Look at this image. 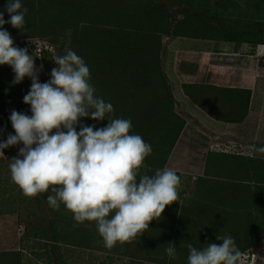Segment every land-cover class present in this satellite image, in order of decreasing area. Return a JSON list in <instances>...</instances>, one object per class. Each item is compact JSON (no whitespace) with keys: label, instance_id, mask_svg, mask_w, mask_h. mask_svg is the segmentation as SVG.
I'll list each match as a JSON object with an SVG mask.
<instances>
[{"label":"trees","instance_id":"trees-1","mask_svg":"<svg viewBox=\"0 0 264 264\" xmlns=\"http://www.w3.org/2000/svg\"><path fill=\"white\" fill-rule=\"evenodd\" d=\"M8 0H0V12ZM27 8L22 30L5 23L3 29L18 38L34 36L59 46L57 56L73 50L90 70L94 95L113 105L102 121L81 118V124L107 125V119L132 123L152 147L141 174L152 176L166 160L185 124L175 110L171 86L162 68L163 37H192L251 46L264 44V0H21ZM14 46L17 43L14 41ZM20 48V47H19ZM52 52L43 51L42 57ZM15 73L0 65V139L4 120L23 108L30 89L26 81L13 83ZM182 92L216 121L241 122L248 111L249 88H230L202 82H181ZM22 103V104H21ZM77 131L80 126L77 125ZM139 178V177H138ZM64 214V213H63ZM56 211L36 232L45 255L54 259L58 245L98 249L95 222L72 225L73 214ZM234 238L239 254L264 238V158L228 151H207L203 173L185 197L165 207L131 241L132 250L150 264H187L188 244L203 249L221 243L218 236ZM47 246V243H49ZM131 242L123 243L127 249ZM173 243L177 259L165 252ZM263 254L253 264H264ZM56 260L59 256L55 257ZM0 264H22L19 250L0 251ZM132 264L139 262L132 261ZM238 264V260H237Z\"/></svg>","mask_w":264,"mask_h":264},{"label":"clouds","instance_id":"clouds-1","mask_svg":"<svg viewBox=\"0 0 264 264\" xmlns=\"http://www.w3.org/2000/svg\"><path fill=\"white\" fill-rule=\"evenodd\" d=\"M5 10L10 18L6 21L0 12V65L12 68L14 84L31 79L23 97L31 115L13 110L9 119L15 134L0 141V157L3 149L23 145L11 159V180L25 197L51 193L47 202L53 210L63 204L77 222H95L106 248L135 240L166 206L178 201L180 176L168 168L152 176L141 174L152 147L140 135L129 134V119H107L100 128L81 124L83 117L102 121L114 111L111 103L94 95L84 59L68 50L54 59L51 79L39 82L43 65L37 68L34 56L27 48L14 46L3 29L10 23L22 30L28 10L21 0H8ZM255 150L264 153V147ZM217 239L221 243L203 249L188 244L187 264H237L240 254L234 238ZM165 252L170 260L177 259L173 243Z\"/></svg>","mask_w":264,"mask_h":264},{"label":"crops","instance_id":"crops-1","mask_svg":"<svg viewBox=\"0 0 264 264\" xmlns=\"http://www.w3.org/2000/svg\"><path fill=\"white\" fill-rule=\"evenodd\" d=\"M163 43L162 68L171 86L175 110L185 120L177 140L191 132L199 139L195 140L193 150L202 153L193 163L187 162L186 167L196 168L194 171L201 175L207 151L241 149L242 155L264 157V153L255 150L264 147V63L258 57L264 53V44L251 46L182 36L164 37ZM184 81L249 88L245 118L239 123L212 119L182 92L181 82ZM220 140L227 142L223 145L227 150L218 148ZM258 250L264 256V238L258 242Z\"/></svg>","mask_w":264,"mask_h":264},{"label":"rangeland","instance_id":"rangeland-1","mask_svg":"<svg viewBox=\"0 0 264 264\" xmlns=\"http://www.w3.org/2000/svg\"><path fill=\"white\" fill-rule=\"evenodd\" d=\"M11 37L18 45L19 38ZM27 38L43 40L52 46L50 51L52 52L51 57L34 56L37 68L43 65V70L39 72V82H47L51 79V70L56 67L54 59L57 57L59 46L49 43L47 39H40L34 36H28ZM18 47L20 46L18 45ZM28 53L32 54L29 50ZM23 80L31 85L29 77H25ZM18 112L30 116V105L24 104L23 108ZM9 117L3 123L4 128L8 129L9 132L3 135L0 141L6 140L9 134H15ZM195 140L199 141V139L192 136L191 132L181 136L179 140H176L166 160L165 168L174 170L181 180L178 189L179 199L176 202H179L180 198L185 197L187 191L194 183V179L198 176L197 172L194 171H197L196 168L186 167L187 162L191 160V163H193V160L199 159V153L202 154L200 151L193 150L196 148V145H194ZM219 142L218 148L224 150L225 147L223 145L227 144V142L224 140H220ZM20 147H23L22 143L3 149L4 156L0 157V251L19 250L22 256V264H132V261L134 263L139 262V264H150L148 258L144 259L146 254L141 251L135 253L132 250V242L127 249L120 243H117L111 249L106 248L98 231H96L98 244L100 245L98 249L58 245L55 257L59 256V259L56 260L55 257L54 259H49L44 252L43 240L40 236L36 235V232L41 225L43 227L47 225L48 220L53 217L54 212L59 211V213H64L66 216L72 213L63 204L60 205L59 210H53L47 202V196L51 193H42L35 198L25 197L19 187L11 180L9 165L12 163L11 159L18 156ZM228 152L243 154L241 149L237 151L228 150ZM253 156L256 155L253 154ZM201 173H203V169ZM78 223L75 219H72V225H77ZM83 223L88 225L87 222ZM49 244L50 242L47 243V246ZM245 252L258 254V242L254 243ZM248 264H251V259L248 261Z\"/></svg>","mask_w":264,"mask_h":264},{"label":"built area","instance_id":"built-area-1","mask_svg":"<svg viewBox=\"0 0 264 264\" xmlns=\"http://www.w3.org/2000/svg\"><path fill=\"white\" fill-rule=\"evenodd\" d=\"M18 45L20 46V48H27V50H29L35 57H40L44 50L50 52L52 49L51 48L52 46H50L51 44H47L43 40L27 38V37L19 38ZM258 57L263 59L262 61L264 63V53L260 54ZM250 259H251V264H253V261L255 259V254L243 252L239 255L238 264H248V261ZM262 261L264 263V257Z\"/></svg>","mask_w":264,"mask_h":264}]
</instances>
